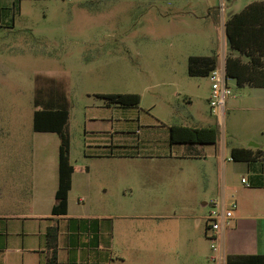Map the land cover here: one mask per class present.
I'll return each mask as SVG.
<instances>
[{
  "label": "rangeland",
  "instance_id": "1",
  "mask_svg": "<svg viewBox=\"0 0 264 264\" xmlns=\"http://www.w3.org/2000/svg\"><path fill=\"white\" fill-rule=\"evenodd\" d=\"M255 1L262 0H0V171L3 162L14 164L8 174L30 193L37 135L33 130L36 90L57 81L66 88L71 105L70 158L78 178L72 199L75 210L91 208V212L109 214L120 226L138 225L115 218L138 210L168 214L172 217L149 222L153 242L165 240L164 233L180 240L182 229L193 227L203 243L200 259L185 247L179 254L153 248L145 264H203V257L205 264L211 263L205 220L209 208L195 220L178 217L182 188L176 186V160L150 159L145 149L136 148L143 134L134 131L138 128L135 116L124 126L127 131L120 133L130 144L118 149L124 155L112 160L89 156L95 133L107 127L96 120L112 110L116 114V104L104 108L96 95L139 94L141 108H132L130 113L144 115L157 105L152 112L163 117L169 115L167 101L176 108L173 117L178 121L205 108L221 135L232 116L247 121L251 113L234 111L230 103L232 97L244 96L251 88L239 87L235 79H229V109L221 122L199 97L209 88V80L191 77L188 63L191 56L208 54L226 59L228 5L235 3L241 9ZM221 2L227 6L225 12L218 10ZM153 85L158 88L150 89ZM187 95L193 96V107L186 102ZM118 111L123 115L121 108ZM231 180L241 184V176L232 174ZM115 248L116 254L124 252V247Z\"/></svg>",
  "mask_w": 264,
  "mask_h": 264
},
{
  "label": "crops",
  "instance_id": "2",
  "mask_svg": "<svg viewBox=\"0 0 264 264\" xmlns=\"http://www.w3.org/2000/svg\"><path fill=\"white\" fill-rule=\"evenodd\" d=\"M251 3L253 2L241 9L236 7L235 3L228 5V16L241 12ZM218 10L221 11L220 7ZM227 50L233 56H239L238 52L230 51L229 47ZM212 55L216 54L201 56ZM217 56L219 65L222 60L219 54ZM206 78L209 80V77ZM248 87L251 88L249 93L244 96L242 94V96L232 97L230 103V108L234 111L251 113L248 120L240 122L232 116L223 135H221L218 125L209 119L208 111L205 108L202 112L201 110L190 112L188 116L182 117L178 121L175 119L176 117H173L177 113L176 108L167 101L164 103L169 110V115L163 117L161 114H153L152 111L156 110L157 105L151 106L144 115H141L140 112L132 114V112L130 113L132 108L118 104L116 106L108 105L104 99L96 96L104 102V108L112 109L115 106L116 114L114 115L112 110L108 116L96 120L102 121L101 123H105L107 127L105 130L95 133L88 146L94 149L89 156L112 160L119 155H124L118 152V149L130 147V144L126 138H120V133L126 130L124 126L135 116L138 128L134 131L137 135L143 134L141 142L136 145V148L145 149L148 153L146 157L150 159L176 160L174 165L178 171L176 186L182 188L179 190L182 199L176 208L180 211L178 217L184 220H195L199 217L198 213L204 209L209 208L210 213L212 207L229 204L235 198L238 204L235 217L223 232L227 256H264V87ZM156 88L158 86L153 85L150 89ZM210 94L211 83L204 94L199 97H203L202 99L209 104L208 110L212 114L209 102ZM156 95L154 96L156 97ZM159 97L163 99L162 94ZM186 97V102L193 107V96L187 95ZM141 104L138 108H141ZM227 105L228 102L226 104L228 110ZM120 108L123 115L118 111ZM34 114L33 130L37 135L32 149L33 173L29 194L23 189L21 181L16 177H11L7 172L14 164L10 165L7 162L1 164L0 264H48L55 256L59 264H106V249L100 242L102 237L95 238L89 232H82L75 227L70 229L65 225L64 219H114V216L91 212V208L84 211L75 210L72 199L78 187L76 168L72 178V188L69 192L68 214L66 216L53 214L59 187L60 137L55 132L36 131L34 129ZM146 120L148 122H144ZM172 126L216 127L219 130V137L215 144H173L170 131ZM233 148H246L254 152H261L259 158L253 162L235 161L231 157ZM84 172H90L89 166L84 169ZM232 174L241 176L240 185L231 182ZM217 177L219 181L216 179ZM243 179L246 180V183L243 182ZM26 195H28L27 200L25 199ZM147 206L154 207L152 204H147ZM208 215L205 217L207 237ZM168 217L172 216L151 212L149 209L138 210L130 215L116 216L117 219L131 220L128 222H136L138 225L133 226L128 223L120 226L115 220L112 221L111 251L113 259L110 264H129L130 260H137L138 264H145L150 258L153 248L170 249L179 254L178 251L185 247L192 251L193 256L200 259L199 251L202 249L203 243L200 242V238L196 235V229L193 227L182 229L180 240L164 233L165 240L159 244L153 242L152 227L149 222ZM154 228L158 234L162 233L160 228ZM116 246L124 247L121 250L124 252L116 254L114 251ZM207 259L211 262L208 264H216L209 257ZM201 262L205 264L204 257Z\"/></svg>",
  "mask_w": 264,
  "mask_h": 264
},
{
  "label": "trees",
  "instance_id": "3",
  "mask_svg": "<svg viewBox=\"0 0 264 264\" xmlns=\"http://www.w3.org/2000/svg\"><path fill=\"white\" fill-rule=\"evenodd\" d=\"M225 34L230 51L239 53L226 57V69L229 79H235L239 87L246 85L264 87V1L253 2L244 10L228 16L225 22ZM217 55L191 56L188 73L192 77H209L218 66ZM50 85L36 90L34 105V129L39 132H55L60 137L59 150V187L56 193V204L53 214H68L69 192L75 167L71 163V138L68 132L70 119V100L62 84L49 81ZM108 105L118 104L127 108L139 107L142 97L139 94H99ZM171 142L191 144H215L219 137L216 127H183L172 126ZM261 151L246 148H233L231 157L235 161L253 162L259 158ZM65 225L82 232H89L95 238L102 237L100 242L106 249L107 261L110 264L113 256L112 220L98 218H67ZM62 225V222H61ZM48 264H59L55 256ZM227 264H264V256L228 257Z\"/></svg>",
  "mask_w": 264,
  "mask_h": 264
},
{
  "label": "built area",
  "instance_id": "4",
  "mask_svg": "<svg viewBox=\"0 0 264 264\" xmlns=\"http://www.w3.org/2000/svg\"><path fill=\"white\" fill-rule=\"evenodd\" d=\"M226 5L220 4L221 12H225ZM211 83L210 108L213 115L219 121L225 119L227 99L230 96L229 78L227 76L226 59L209 75ZM246 183V180L243 179ZM238 204L232 200L229 204H223L220 207H212L207 217V234L211 242V251L213 253L211 260L216 264H227L228 256L223 242V232L235 217V211Z\"/></svg>",
  "mask_w": 264,
  "mask_h": 264
}]
</instances>
